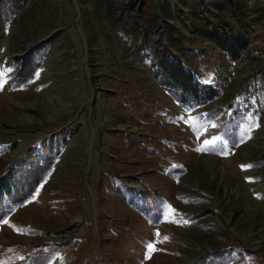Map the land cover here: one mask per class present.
Instances as JSON below:
<instances>
[{
	"label": "rangeland",
	"instance_id": "rangeland-1",
	"mask_svg": "<svg viewBox=\"0 0 264 264\" xmlns=\"http://www.w3.org/2000/svg\"><path fill=\"white\" fill-rule=\"evenodd\" d=\"M0 264H264V0H0Z\"/></svg>",
	"mask_w": 264,
	"mask_h": 264
},
{
	"label": "trees",
	"instance_id": "trees-1",
	"mask_svg": "<svg viewBox=\"0 0 264 264\" xmlns=\"http://www.w3.org/2000/svg\"><path fill=\"white\" fill-rule=\"evenodd\" d=\"M200 33L206 37H210L203 31ZM223 36L222 40L215 39L214 41L217 43L218 47L226 53L230 60H239L247 43L238 35L224 34ZM158 66L161 76L168 84V88L178 95L181 103L184 102V104H186L188 100L192 101L193 104L201 103V92L194 83L192 75L184 72L178 64L169 63L167 60L158 61ZM187 104L191 105L192 103L190 104L189 102Z\"/></svg>",
	"mask_w": 264,
	"mask_h": 264
},
{
	"label": "snow or ice",
	"instance_id": "snow-or-ice-1",
	"mask_svg": "<svg viewBox=\"0 0 264 264\" xmlns=\"http://www.w3.org/2000/svg\"><path fill=\"white\" fill-rule=\"evenodd\" d=\"M165 239H166V237H165ZM148 247H149V249H151V248H152V245H151V244H149V245H148Z\"/></svg>",
	"mask_w": 264,
	"mask_h": 264
}]
</instances>
